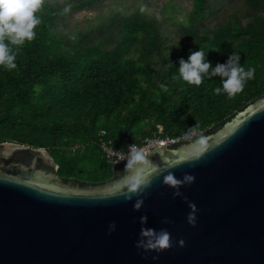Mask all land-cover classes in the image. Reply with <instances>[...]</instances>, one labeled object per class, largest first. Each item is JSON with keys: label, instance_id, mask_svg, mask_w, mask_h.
Instances as JSON below:
<instances>
[{"label": "water", "instance_id": "1", "mask_svg": "<svg viewBox=\"0 0 264 264\" xmlns=\"http://www.w3.org/2000/svg\"><path fill=\"white\" fill-rule=\"evenodd\" d=\"M142 153L150 186L127 200L128 158L94 182L59 175L44 148L2 142L0 264H264V96L213 133ZM169 174L195 181L176 195ZM142 229L166 230L169 246L138 247Z\"/></svg>", "mask_w": 264, "mask_h": 264}, {"label": "trees", "instance_id": "2", "mask_svg": "<svg viewBox=\"0 0 264 264\" xmlns=\"http://www.w3.org/2000/svg\"><path fill=\"white\" fill-rule=\"evenodd\" d=\"M206 2L193 0L181 25L184 40L163 54L158 25L138 15L112 19L104 26L111 34L102 40L80 33L69 42L57 30L62 9L43 0L36 36L20 48L17 68L0 67V144L44 148L59 175L85 173L96 182L111 176V160L98 147L100 129L121 149L154 134L194 131V140L216 131L264 96V0H244L245 21L232 17L213 30H200ZM90 3L80 0L74 9ZM199 49L213 66L239 54L255 75L231 98L215 93L219 77L189 85L179 79V60Z\"/></svg>", "mask_w": 264, "mask_h": 264}, {"label": "clouds", "instance_id": "3", "mask_svg": "<svg viewBox=\"0 0 264 264\" xmlns=\"http://www.w3.org/2000/svg\"><path fill=\"white\" fill-rule=\"evenodd\" d=\"M43 0H0V67L9 71L17 68V54L26 42L32 41L35 36L36 27L40 24V17L37 13L41 10ZM70 7V6H69ZM65 7L64 11H69ZM208 55V54H207ZM204 51L198 50L190 52L187 60H179L178 75L179 79L189 85H201L205 78H220V87L214 89L216 94H226L229 98L243 91L247 82L255 75L254 68H245L240 63L241 55L233 52L224 63H216L207 59ZM145 154L141 151H130L127 159L126 168L129 169L127 179L123 184L127 189L121 194L125 199L131 200L133 195H140L149 184V179L144 175L146 168ZM114 162L113 164L117 163ZM195 177L191 174H185L182 180L169 174L165 177L164 182L167 185L174 186L176 195H180L179 188L182 185H191ZM143 199H137L134 209L139 210L143 206ZM192 211L188 214V223L195 226L196 224V205L189 204ZM142 222L146 217H142ZM116 225L110 224L109 230L114 231ZM141 236L147 238L138 242V247H145L160 251L169 246L170 234L166 230L155 232L151 229H142ZM183 244V241L180 242ZM155 258V257H154Z\"/></svg>", "mask_w": 264, "mask_h": 264}, {"label": "rangeland", "instance_id": "4", "mask_svg": "<svg viewBox=\"0 0 264 264\" xmlns=\"http://www.w3.org/2000/svg\"><path fill=\"white\" fill-rule=\"evenodd\" d=\"M61 8V18L57 19V30L62 37L74 42L81 34L87 33L92 38L102 40L111 34V28L105 29L112 19L122 16L138 15L154 21L158 25L163 43L160 51L169 54L184 40L182 23L188 20L193 0H91L90 4L74 9L80 0H49ZM70 6V7H69ZM65 7L69 11L65 12ZM249 10L244 0H207L205 17L200 23V30L215 29L220 23L232 20V17L245 21ZM156 67L159 66L158 58ZM191 139L185 140L188 142ZM86 179L87 174H80Z\"/></svg>", "mask_w": 264, "mask_h": 264}, {"label": "built area", "instance_id": "5", "mask_svg": "<svg viewBox=\"0 0 264 264\" xmlns=\"http://www.w3.org/2000/svg\"><path fill=\"white\" fill-rule=\"evenodd\" d=\"M98 135V147L101 154L112 161L122 160L129 157V152L141 151L145 152L149 149L161 146H173L178 143L184 142L195 135L194 131L183 132L177 136L154 134L149 137H145L140 140L139 143H131L125 149L114 148L111 144L110 139L106 137V132L104 129H100L97 132ZM78 148L75 145L72 149L76 150Z\"/></svg>", "mask_w": 264, "mask_h": 264}, {"label": "flooded vegetation", "instance_id": "6", "mask_svg": "<svg viewBox=\"0 0 264 264\" xmlns=\"http://www.w3.org/2000/svg\"><path fill=\"white\" fill-rule=\"evenodd\" d=\"M175 146V145H174Z\"/></svg>", "mask_w": 264, "mask_h": 264}]
</instances>
